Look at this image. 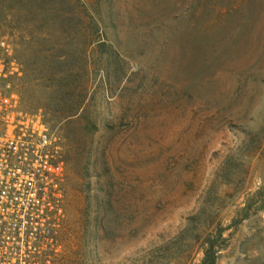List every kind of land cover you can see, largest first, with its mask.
<instances>
[{
	"label": "rangeland",
	"instance_id": "1",
	"mask_svg": "<svg viewBox=\"0 0 264 264\" xmlns=\"http://www.w3.org/2000/svg\"><path fill=\"white\" fill-rule=\"evenodd\" d=\"M0 41L65 163L54 264H155L207 209L264 264V0H0Z\"/></svg>",
	"mask_w": 264,
	"mask_h": 264
},
{
	"label": "built area",
	"instance_id": "2",
	"mask_svg": "<svg viewBox=\"0 0 264 264\" xmlns=\"http://www.w3.org/2000/svg\"><path fill=\"white\" fill-rule=\"evenodd\" d=\"M21 67L0 41V264H54L65 220V163L40 112L13 85Z\"/></svg>",
	"mask_w": 264,
	"mask_h": 264
},
{
	"label": "trees",
	"instance_id": "3",
	"mask_svg": "<svg viewBox=\"0 0 264 264\" xmlns=\"http://www.w3.org/2000/svg\"><path fill=\"white\" fill-rule=\"evenodd\" d=\"M224 242L221 229L216 223L215 211L199 210L177 236L150 253L156 254L155 264H167L183 254L192 252L194 246L199 244L202 252L199 264H216Z\"/></svg>",
	"mask_w": 264,
	"mask_h": 264
}]
</instances>
